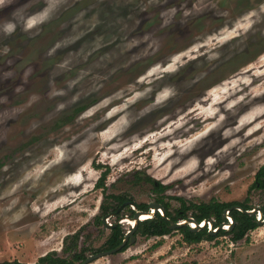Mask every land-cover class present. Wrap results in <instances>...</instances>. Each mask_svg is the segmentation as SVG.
I'll list each match as a JSON object with an SVG mask.
<instances>
[{
  "label": "rangeland",
  "instance_id": "rangeland-1",
  "mask_svg": "<svg viewBox=\"0 0 264 264\" xmlns=\"http://www.w3.org/2000/svg\"><path fill=\"white\" fill-rule=\"evenodd\" d=\"M263 163L264 0H0L1 263L95 254L159 197L261 207ZM127 243L87 264H264V223Z\"/></svg>",
  "mask_w": 264,
  "mask_h": 264
},
{
  "label": "trees",
  "instance_id": "trees-1",
  "mask_svg": "<svg viewBox=\"0 0 264 264\" xmlns=\"http://www.w3.org/2000/svg\"><path fill=\"white\" fill-rule=\"evenodd\" d=\"M105 176L106 170L101 172L100 176L95 182V185L103 187ZM145 179L152 183V189L154 191L163 192L165 190L166 185L159 184V182H157L151 176L147 175L145 176ZM251 187L264 188V163L257 169L255 173V179L249 188ZM106 195L116 199L117 205L112 208L113 211H110L109 209L105 208V206H102V213L96 216L100 221H102V216L107 215L110 212H114L116 214L118 212L119 206L126 201L125 197L118 194ZM247 198H245L243 201H210L186 205L183 198L179 197L178 199L180 200L181 204L173 214L169 210L167 202H164L162 198L159 197L156 200L161 204L164 216L156 210L153 215L139 219L137 221L134 233L146 237L154 235L160 236L169 233L171 231V229L168 227L169 219L173 221L183 220L189 216L187 213L188 209L190 207H194L195 211L191 214L194 220L196 222H202L204 219H209L212 223V227L217 228V231L210 233L207 223H205L202 228L197 230H192L190 225L185 223L175 228L182 234L184 241L187 243L198 242L202 239H212L218 235L225 234H230L231 240L237 241L243 238L246 233H248V231L254 229L259 224L257 221L256 212L248 213L244 211L246 209H251L252 207V205L247 202ZM136 208L148 210V203H137ZM226 209L228 210L227 214L233 219L232 225L227 228L218 227L222 222H227L225 214ZM130 211L133 215L134 210L131 209ZM261 212V217L264 218V205L261 206ZM124 234L125 231L119 222L112 223L109 234L104 241V250L117 246L122 241ZM72 238V245L69 247V249H73L70 250L71 253L69 254V257L59 256L54 252H48L38 258L37 264H75L76 261L86 258L83 248L76 249L78 243V232H74L72 234ZM127 245L128 243L126 242L120 248V251L124 250ZM65 249H67V247H65ZM13 263L23 264L18 261H14ZM0 264L3 263L0 262Z\"/></svg>",
  "mask_w": 264,
  "mask_h": 264
},
{
  "label": "water",
  "instance_id": "water-1",
  "mask_svg": "<svg viewBox=\"0 0 264 264\" xmlns=\"http://www.w3.org/2000/svg\"><path fill=\"white\" fill-rule=\"evenodd\" d=\"M158 207L160 208V213L164 216L163 208H162L161 204L158 203V202H156V201H151V202L148 203V208H149L148 210L136 209L135 206H133L134 213L129 218L130 219H133L134 220V223L125 232V234H124V236L122 238V241L117 246H115V247H113L111 249L102 250V251L96 252L95 254H91V255L87 256L80 264H87L91 260L95 259L96 257H98L100 255H105V254L117 252L118 250H120V248L127 241L129 243H132L135 240V233H134V231H135V227H136L137 221L140 219V215L142 213H149V211L153 215L155 213V211L157 210ZM244 211L245 212H248V213L257 212L258 213V215H257V221H258V223H264V218L261 217L262 212H261V207L260 206H252L251 209H246ZM109 215H111V213ZM121 218L123 219L124 217H121ZM232 220L233 219L231 217V220H230L231 222L230 223H228V222H222L218 227H221L225 223H228L227 224L228 225L227 227H229V226L232 225ZM185 223L189 224L190 225V228L192 230H197L199 228H202L204 226V224L207 223L208 224V229H209V232L210 233H214V232L217 231V228H213L212 227V223H211V221L209 219H204L202 222H196L192 216H188L185 219L178 220V221H173V220L169 219L168 227L170 229H175L176 227H178V226H180L182 224H185ZM191 223H193V226H191ZM5 264H14V263L8 262V263H5Z\"/></svg>",
  "mask_w": 264,
  "mask_h": 264
},
{
  "label": "bare ground",
  "instance_id": "bare-ground-1",
  "mask_svg": "<svg viewBox=\"0 0 264 264\" xmlns=\"http://www.w3.org/2000/svg\"><path fill=\"white\" fill-rule=\"evenodd\" d=\"M112 126H110V128H111ZM115 130V127H113V128H111L110 130H106V132H108L109 134H111L110 132H112V131H114ZM108 134V135H109ZM78 182H80V181H78ZM67 183V182H66ZM63 187V186H62ZM77 187H78V185H77ZM65 188V187H64ZM74 189H76L75 187H74ZM61 191V190H60ZM57 192V191H56ZM53 196V195H52ZM152 214L150 213V211H149V213H142L141 215H140V219L141 218H145V217H149V216H151ZM123 221H125V222H128L129 224H133L134 223V220L133 219H130L129 217H127V218H123L122 219ZM191 226H193V223H191ZM226 226H227V224H226ZM225 226V227H226Z\"/></svg>",
  "mask_w": 264,
  "mask_h": 264
},
{
  "label": "built area",
  "instance_id": "built-area-1",
  "mask_svg": "<svg viewBox=\"0 0 264 264\" xmlns=\"http://www.w3.org/2000/svg\"><path fill=\"white\" fill-rule=\"evenodd\" d=\"M225 212H226V216H227L228 220L230 221L231 220V217L228 216V214H227L228 213V210L226 209Z\"/></svg>",
  "mask_w": 264,
  "mask_h": 264
},
{
  "label": "flooded vegetation",
  "instance_id": "flooded-vegetation-1",
  "mask_svg": "<svg viewBox=\"0 0 264 264\" xmlns=\"http://www.w3.org/2000/svg\"><path fill=\"white\" fill-rule=\"evenodd\" d=\"M236 2L238 3V0H236Z\"/></svg>",
  "mask_w": 264,
  "mask_h": 264
}]
</instances>
